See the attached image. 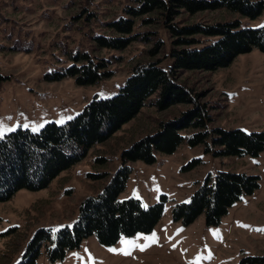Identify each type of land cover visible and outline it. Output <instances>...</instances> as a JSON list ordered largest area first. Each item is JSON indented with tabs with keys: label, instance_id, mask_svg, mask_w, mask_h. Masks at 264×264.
<instances>
[{
	"label": "rangeland",
	"instance_id": "rangeland-1",
	"mask_svg": "<svg viewBox=\"0 0 264 264\" xmlns=\"http://www.w3.org/2000/svg\"><path fill=\"white\" fill-rule=\"evenodd\" d=\"M140 3L0 0V137L19 129L38 133L47 124H66L82 114L89 102L117 96L137 67L159 63L169 71L172 44L178 39L170 32L172 26L181 29L233 21L250 28L264 26V12L257 20L227 10L192 14L178 7L172 14L162 10L136 16L133 12L140 9ZM121 19L133 23L129 34L110 28ZM97 38H123L130 44L111 50L100 48ZM193 39L198 47L211 41L203 36ZM85 56L94 65L104 64L101 71L110 72L109 78L89 86H79L68 75L57 80L68 69L86 65ZM177 77V83L198 95L196 102L206 106L211 119L208 129L264 132L263 52L240 55L228 68L215 72L179 71ZM158 99L159 92L132 121L106 142L93 146L81 162L57 175L45 189L21 190L0 203V264H20L38 230L46 228L55 240L59 229L72 228L82 202L100 195L121 168L123 152L157 133L161 123L193 107L181 103L159 111L154 104ZM196 132L182 133L189 138ZM207 144L191 147L185 141L174 154L156 153L153 164L141 160L128 164L132 171L118 202L133 199L148 209L164 198L162 219L151 233L123 237L111 246L100 245L94 235L54 262L47 258L45 243L35 263L240 264L242 259L253 258L263 264L264 151L258 157H225L215 155L220 147ZM196 161L199 164L194 169L183 171ZM220 172L257 176L260 188L228 209L216 226H206L205 215L189 226L175 222V206L189 203L207 177L214 179ZM153 235L154 241L144 239ZM125 241H135L136 246Z\"/></svg>",
	"mask_w": 264,
	"mask_h": 264
},
{
	"label": "trees",
	"instance_id": "trees-1",
	"mask_svg": "<svg viewBox=\"0 0 264 264\" xmlns=\"http://www.w3.org/2000/svg\"><path fill=\"white\" fill-rule=\"evenodd\" d=\"M136 16L154 11L184 9L196 14L206 11L227 10L243 18L257 20L264 12L262 0H141ZM118 33L129 34L133 23L119 20L111 24ZM170 32L178 39L172 44L173 66L169 71L160 68L159 63L137 67L120 93L110 99L89 102L82 114L64 125L47 124L38 133L19 129L0 137V203L11 200L17 192H36L48 187L57 175L81 162L91 148L109 140L125 123L132 121L147 101L159 92L155 106L165 111L175 105H192L180 116L161 123L157 133L139 139L123 152L122 166L115 172L111 182L97 197L82 202L78 220L72 228L59 229L55 240L48 230L40 229L27 247L20 264H36L41 248L48 244V260L54 262L65 257L68 251L79 248L81 242L94 235L102 246H111L123 237L151 233L162 219L163 201L144 209L138 201L130 199L118 202L129 179V163L155 162V154H174L183 142L191 147L213 145L221 148L215 155L225 157H258L264 151V132L246 133L239 129H208L211 122L206 106L196 102L198 95L177 83L179 71L215 72L228 68L240 55L259 50L264 53V26L250 28L239 21L215 25H195L179 29L171 27ZM203 36L210 42L199 46L193 38ZM193 37V38H192ZM100 48L125 49L129 40L97 38ZM81 67L68 69L64 76L75 78L79 86L95 85L108 79L104 64L94 65L87 56ZM196 129L191 137L182 132ZM209 149H207V152ZM199 162L185 167L194 169ZM259 177L232 172H220L205 182L190 198L189 203L178 204L172 211L173 220L184 226L192 225L199 216L205 215L206 226H216L226 216L228 209L242 197L253 195L259 188ZM52 245V247L49 246ZM253 258L242 259L240 264H262ZM264 264V263H263Z\"/></svg>",
	"mask_w": 264,
	"mask_h": 264
},
{
	"label": "snow or ice",
	"instance_id": "snow-or-ice-1",
	"mask_svg": "<svg viewBox=\"0 0 264 264\" xmlns=\"http://www.w3.org/2000/svg\"><path fill=\"white\" fill-rule=\"evenodd\" d=\"M0 136H2V133H0ZM144 239H152V240L154 241L155 237H154V235H153V237H151V238H144ZM125 243L128 244V245H130V246H136V245H135V241H125ZM141 250H144V249L141 248ZM125 254L127 255L128 252L125 251ZM198 259H199V258H197V260H198ZM192 264H197V261H193Z\"/></svg>",
	"mask_w": 264,
	"mask_h": 264
}]
</instances>
